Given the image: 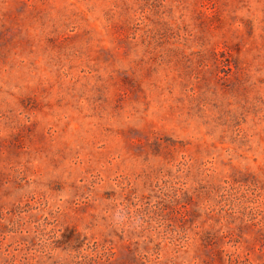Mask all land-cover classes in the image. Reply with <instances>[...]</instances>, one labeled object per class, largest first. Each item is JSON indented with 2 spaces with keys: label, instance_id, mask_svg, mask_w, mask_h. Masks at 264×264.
Instances as JSON below:
<instances>
[{
  "label": "rangeland",
  "instance_id": "374dc122",
  "mask_svg": "<svg viewBox=\"0 0 264 264\" xmlns=\"http://www.w3.org/2000/svg\"><path fill=\"white\" fill-rule=\"evenodd\" d=\"M0 264H264V0H0Z\"/></svg>",
  "mask_w": 264,
  "mask_h": 264
}]
</instances>
